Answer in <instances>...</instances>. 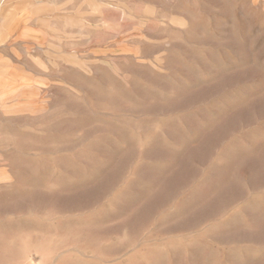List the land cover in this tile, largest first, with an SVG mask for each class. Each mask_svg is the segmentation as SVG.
Segmentation results:
<instances>
[{"label":"rangeland","instance_id":"1","mask_svg":"<svg viewBox=\"0 0 264 264\" xmlns=\"http://www.w3.org/2000/svg\"><path fill=\"white\" fill-rule=\"evenodd\" d=\"M56 1L58 53L0 47L46 97L0 112V264H264V0Z\"/></svg>","mask_w":264,"mask_h":264},{"label":"bare ground","instance_id":"2","mask_svg":"<svg viewBox=\"0 0 264 264\" xmlns=\"http://www.w3.org/2000/svg\"><path fill=\"white\" fill-rule=\"evenodd\" d=\"M14 1L17 2L14 3ZM91 7L96 15L104 17V10L108 8V4L95 2L91 4ZM61 10L62 5L56 0L48 2L43 0H0V47L7 45L13 46L12 49H14L15 46H19L25 53L27 52V55L32 49H38L41 52L50 33L53 37L52 40L58 39L56 44L50 45L58 53L61 38L72 37L70 34L65 36V33L57 26L60 21L72 24L71 20L63 18ZM49 15L51 17L47 18ZM28 24L35 25L37 28L33 29V26L29 28L26 26ZM76 27L79 32H83V24L76 23ZM91 32L89 31L90 34ZM32 45L36 47L31 48ZM66 58L73 64H79L75 56H66ZM12 62L0 56V112H3L5 116H14L20 112L42 113L46 97L42 98L40 102H37L35 98L42 94L40 88L45 84L41 80H37L36 76L31 74L30 69L15 67Z\"/></svg>","mask_w":264,"mask_h":264}]
</instances>
